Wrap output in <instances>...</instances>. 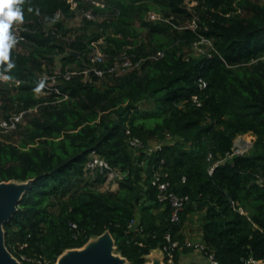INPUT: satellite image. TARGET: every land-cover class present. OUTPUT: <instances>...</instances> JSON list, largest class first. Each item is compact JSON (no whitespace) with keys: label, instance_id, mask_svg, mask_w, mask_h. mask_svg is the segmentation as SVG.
<instances>
[{"label":"trees","instance_id":"1","mask_svg":"<svg viewBox=\"0 0 264 264\" xmlns=\"http://www.w3.org/2000/svg\"><path fill=\"white\" fill-rule=\"evenodd\" d=\"M22 11L14 66L0 64V119L24 113L0 139V181H32L3 226L8 250L51 264L108 229L127 264H145L169 232L177 245L164 263L180 264L195 252L183 232L195 214L203 259L264 264V0H22ZM79 14L80 31L67 25ZM202 38L210 44L195 51ZM98 40L104 58L92 62ZM126 58L136 65L108 71ZM56 62L78 74L43 94L38 77ZM242 134L252 147L210 173ZM131 138L160 148L135 150ZM90 153L116 173V189H101L107 174L86 167ZM155 170L189 196L178 222L157 199Z\"/></svg>","mask_w":264,"mask_h":264},{"label":"built area","instance_id":"2","mask_svg":"<svg viewBox=\"0 0 264 264\" xmlns=\"http://www.w3.org/2000/svg\"><path fill=\"white\" fill-rule=\"evenodd\" d=\"M85 16L87 18H92V14L89 11L85 12ZM59 17H60V13L56 12L55 18H59ZM148 17L149 19H157L159 18V15L155 14L154 12H149ZM192 23H190L188 26L192 27ZM22 31H26V28L23 27L21 22L13 24L11 32L16 37L15 45H17L18 41L23 40V37L21 34ZM200 44H210V42L204 38L200 39L197 42H194L193 47L195 51H202ZM99 52L100 51H94V50L92 51V53L90 54L92 62L102 61L104 56L103 54H100L101 52L100 53ZM134 64L135 63H133L130 59L126 58L120 61L119 63H115L112 67L108 69V71L115 70L120 73V72H123L133 67ZM88 70H90V68ZM88 70H85L83 72L86 73ZM91 70H93L97 76H101L103 73L102 69H96L92 67ZM75 74H78V70L74 69V70H66L65 72H60L59 70L56 69L51 74H46L47 77H44V74H42L41 76L38 77L39 83L41 87L43 88L42 93L49 94L51 92H54L56 94H59V90L56 87V84L58 83V79L60 78L69 79L71 76ZM4 80H6V75L0 69V81H4ZM202 84L205 85L204 82H202ZM23 113H24L23 111L13 112L10 114L8 118H1L0 119V133L11 132L13 129H15L16 124L22 120ZM239 137L240 135H237L235 139H238ZM235 139H234L231 151L226 154L225 158L223 160L216 161L210 165L208 169L210 173L213 167L217 165L218 163H220L221 161H224L226 159H231L235 155L244 154L252 147L253 140H244L242 143H238ZM129 144L135 150L141 149V150H144L147 154H149L153 150L160 148L159 143H154L155 145H150L149 147L144 148L143 144L138 138H131L129 140ZM211 157H212V154L211 152H209L207 159H210ZM102 165L108 166L107 163L103 159H101L99 156H97L95 153L89 154V158L86 162V167L88 169L92 170L95 168H99L102 171ZM106 174L108 177L116 175V173H113V172L106 173ZM162 177H163V174L160 173L158 170H155L152 174L151 184L157 187V190H158L156 194L157 199L160 202H167L169 204L170 206V218L169 219H170V222L175 223L179 221L180 208L183 207L189 201V196L187 194H178L174 192L173 190H171L169 181L165 179L163 180ZM71 224L74 225L73 223ZM135 224H136L135 219H132L129 222L130 227L134 226ZM164 236L167 241V244L163 246L162 250L169 254L170 250L174 246L177 245V241L171 239V235L169 232H166ZM185 245L193 247L194 250L198 252H203L205 249L204 243H202L200 240H194V241L187 240L185 242ZM38 263L39 261L37 262V264ZM206 263L207 264H219V262L214 258L212 253L210 254L207 253ZM258 263L259 261H256L252 258H248L247 260H245V264H258ZM31 264H34V263H31Z\"/></svg>","mask_w":264,"mask_h":264},{"label":"water","instance_id":"3","mask_svg":"<svg viewBox=\"0 0 264 264\" xmlns=\"http://www.w3.org/2000/svg\"><path fill=\"white\" fill-rule=\"evenodd\" d=\"M102 171L111 173L112 169L102 165ZM31 181L30 179L0 181V264H24L6 247L3 226L16 211ZM146 258L145 264H165L164 251L159 247L151 250ZM127 262V259L117 252L115 240L106 229L101 234L90 237L80 247L65 249L51 264H127Z\"/></svg>","mask_w":264,"mask_h":264},{"label":"clouds","instance_id":"4","mask_svg":"<svg viewBox=\"0 0 264 264\" xmlns=\"http://www.w3.org/2000/svg\"><path fill=\"white\" fill-rule=\"evenodd\" d=\"M22 0H0V64L6 63L12 68L11 49L16 44V37L10 31L13 22H23Z\"/></svg>","mask_w":264,"mask_h":264},{"label":"rangeland","instance_id":"5","mask_svg":"<svg viewBox=\"0 0 264 264\" xmlns=\"http://www.w3.org/2000/svg\"><path fill=\"white\" fill-rule=\"evenodd\" d=\"M187 3H188V6L189 7H191L194 4V2H189V1ZM81 19H82V15L79 14L76 17H74L73 19H71L70 21H68L67 22V25L69 27H72L73 29H76L77 30L80 27ZM78 31H80V30L78 29ZM100 42H101V40H98L97 43H96L97 45L93 43L95 45V48L93 49L94 51H100V48L98 46V44ZM16 46L17 45H15L13 48H16ZM100 54H102V53H100ZM58 67H59V64H58V62H56L54 69H58ZM44 77H47V75L44 74ZM9 133H11V132L0 133V139L1 140H7L6 135L4 136V134H9ZM11 137H13V140L14 139H17L18 140V135L16 133H13ZM251 137H253L251 134H242V135H240V137L238 139H235V140L238 143H242L244 140H253ZM152 145H155V144L153 143ZM115 177H116V175L109 176V177L107 176L105 182L101 185V189L102 190H104V189H116L117 186H118V184H117V181H116V178L117 177L116 178ZM196 218H197V220H199V216L196 215ZM187 226H188V229H189L188 232L191 233L192 236H193V233L194 232H195V234L198 232L199 224H197V222H194L191 225H188L187 224Z\"/></svg>","mask_w":264,"mask_h":264},{"label":"crops","instance_id":"6","mask_svg":"<svg viewBox=\"0 0 264 264\" xmlns=\"http://www.w3.org/2000/svg\"><path fill=\"white\" fill-rule=\"evenodd\" d=\"M197 222V224H199V220H197L196 215L194 214L193 216H191L188 221L186 222V224L183 227V232L185 234V238H187L188 240H200L199 239V229L198 232L195 234V232L193 233V236L191 233L188 232V225H191L192 223ZM191 263H196V264H206V259H203L202 255L199 254L198 251L189 253V254H183L181 255V261L180 264H191Z\"/></svg>","mask_w":264,"mask_h":264}]
</instances>
